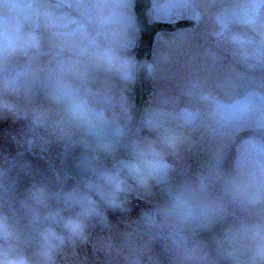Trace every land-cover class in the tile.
<instances>
[{"label": "rangeland", "instance_id": "obj_1", "mask_svg": "<svg viewBox=\"0 0 264 264\" xmlns=\"http://www.w3.org/2000/svg\"><path fill=\"white\" fill-rule=\"evenodd\" d=\"M109 1L115 2L103 0L98 7L91 8L89 0H56L52 4L49 0H0V106H14L29 115L35 109L47 110L45 115L36 116L35 121L36 118H53L54 124L67 128L73 140L90 146L102 159L116 163L121 156L129 113L121 111L125 106L118 102L119 97H123L119 92H115L114 97L104 89L117 78H133L135 64L142 59V49L127 53L120 48L121 52L117 53L115 43L102 47L103 41L95 43L93 38L97 39L94 35L100 33L101 37L129 48L143 42L138 35L126 32V25L135 28L131 13L125 19L122 14L119 19L105 14ZM161 1L163 6L160 0H153L151 16L155 20L149 17L151 22L192 19L206 30L187 25L156 33L152 64L146 73L150 90L144 123L131 146L130 165L125 166L134 180L136 197L133 198H142L141 202L150 199L164 207L165 212L171 213L173 221L167 218L172 223L206 226L220 216L224 206L219 200L203 197L192 187V182L209 193L211 190L216 193L217 184L225 188L228 183L215 180L219 177L214 174L227 179L225 155L220 162L217 158L225 148L230 152L235 138L244 130L264 128V0ZM81 13L98 33L91 27L75 28L81 21ZM66 30H70L71 35L56 34ZM5 36L9 40L7 49ZM87 38L91 39L90 43ZM96 49L101 57L94 66L75 69L74 64L84 63L79 56L86 53L94 56L91 51ZM68 66L74 71H69ZM78 72H83L85 77L80 82L73 78V84L71 77ZM91 74L95 77L89 82L87 78ZM97 89L104 90L102 95ZM127 98V104L131 103L133 108L134 101ZM241 102L249 103L247 111L226 121L218 117V105L231 108ZM80 109L85 116L74 114ZM45 123L42 119L41 124ZM54 124L47 121V125ZM232 156L229 174L235 180L240 197L245 199L247 215L243 218L248 220L239 223L237 228L239 236L235 244L240 249L237 258L244 261L241 264H255L252 257L258 241L244 229L264 222V140L239 141ZM189 163L193 164L194 173L189 171ZM45 186H39L30 194V202L43 210L34 212L37 207L31 208V203L25 201L5 210L11 213V219L0 220L4 226L0 227V264L21 257L29 264L27 256L19 254L15 246H9V237L18 222L16 217L36 215L38 220L54 222L70 214L69 206L58 203L55 192L39 194ZM234 211L238 212L236 208ZM84 216L71 222L60 221L69 227L60 230L67 239L59 235L54 245L58 250L69 246L70 257L76 263L100 264L101 253L92 248L91 243L88 246L85 231L79 224H73ZM147 217L149 219V214Z\"/></svg>", "mask_w": 264, "mask_h": 264}, {"label": "trees", "instance_id": "obj_2", "mask_svg": "<svg viewBox=\"0 0 264 264\" xmlns=\"http://www.w3.org/2000/svg\"><path fill=\"white\" fill-rule=\"evenodd\" d=\"M57 158V157H56ZM30 162L33 163L34 165H38L40 166V169L42 171H44L45 177H47L46 183L48 184L49 190L54 191L55 189H57V187H59V191L60 193L63 192V195H71L72 190H75V192H77L81 198L89 195V193L93 192V191H97V187L100 185V181L101 179H97L96 183L94 182V185L89 184L87 185L86 182H82V180H78V179H73L71 177H67L65 174L61 173V169L59 168V162L55 163L54 166V171L50 168L49 165H47L46 162H42L40 159L38 158H32L30 159ZM18 168H16V170L14 172H16V174H12L13 172H11L7 177H1L2 180V185L3 187H10V190L8 193H4L2 194L1 198H0V202L1 203H11L14 202L15 200H17V196H24V197H28V195L26 194V190H27V186H23L22 184V180L20 179L21 177L25 176V177H29L26 180H29L30 183L32 181V184L35 182V177H31L30 175H28V173H26L21 167V165H18ZM57 170L58 173H61L60 177L61 179L65 180L63 182L59 183L60 177L59 175H57V172L55 171ZM102 171L105 172V169H103ZM106 173V172H105ZM102 176V174H101ZM107 176V175H106ZM58 179V180H57ZM27 183V181H26ZM128 183V184H127ZM126 186L124 187L126 191H131V182H127ZM28 184V183H27ZM29 186V184H28ZM29 188V187H28ZM60 196H62V194H60ZM67 196V197H69ZM27 199V198H26ZM72 200V199H69ZM102 218V216H100ZM104 219V218H102ZM19 223V229L18 231L20 232L25 225L30 226L27 228V230H29L28 232V242L37 238V242H30L32 249H31V262L32 264H57L56 260L51 256L46 254V252L52 248L48 245V237L46 236V234L44 233L45 228L43 227V225L38 226V218L37 216H33L30 217L28 219H20ZM227 221L226 218L222 219L220 222L216 223L211 229L205 231L204 233H200L201 235V239H205L207 240L210 244L211 242H219L220 240H223L225 243V248L226 247V243H227V238H228V234L226 231L227 227ZM30 236V238H29ZM39 237V238H38ZM194 238H191V241H193ZM209 244V245H210ZM50 247V248H49ZM209 246L207 245V248ZM214 253H217V256H215V258H218V261L220 262L221 258L224 257V259H227V255L224 254V250H221V245L220 244H215L214 248H213ZM222 253V255H221ZM222 261V260H221ZM229 261V258H228ZM221 263V262H220Z\"/></svg>", "mask_w": 264, "mask_h": 264}, {"label": "clouds", "instance_id": "obj_3", "mask_svg": "<svg viewBox=\"0 0 264 264\" xmlns=\"http://www.w3.org/2000/svg\"><path fill=\"white\" fill-rule=\"evenodd\" d=\"M8 46H9V40L7 36H5V40H4L5 49H7ZM248 107H249L248 102H241L240 104L235 105L231 108L225 107L223 105H218L216 112L221 120L226 121L234 118L238 114L247 111ZM74 114L82 117L86 115V113H84L82 109L77 110ZM253 202L256 201L254 200ZM0 227H4V226L0 224ZM244 231L250 234V236L253 239L258 241V245L252 257L253 261L255 262V264H264V222H258L252 225H248L245 227ZM8 264H27V261L23 257H21L9 261Z\"/></svg>", "mask_w": 264, "mask_h": 264}, {"label": "water", "instance_id": "obj_4", "mask_svg": "<svg viewBox=\"0 0 264 264\" xmlns=\"http://www.w3.org/2000/svg\"><path fill=\"white\" fill-rule=\"evenodd\" d=\"M147 4L148 0H142V7L137 14L138 22L143 27V11ZM148 52L149 50L146 51L142 66L145 65L147 61ZM62 163L64 170L74 176L85 177L95 170V159L93 155L80 146L69 147L63 155Z\"/></svg>", "mask_w": 264, "mask_h": 264}, {"label": "bare ground", "instance_id": "obj_5", "mask_svg": "<svg viewBox=\"0 0 264 264\" xmlns=\"http://www.w3.org/2000/svg\"><path fill=\"white\" fill-rule=\"evenodd\" d=\"M96 219H97V217L94 218L95 221H96ZM92 224H94V223H90L89 225H92Z\"/></svg>", "mask_w": 264, "mask_h": 264}]
</instances>
